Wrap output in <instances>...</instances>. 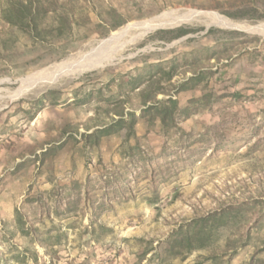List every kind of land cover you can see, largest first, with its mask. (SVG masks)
Masks as SVG:
<instances>
[{"label":"rangeland","instance_id":"obj_1","mask_svg":"<svg viewBox=\"0 0 264 264\" xmlns=\"http://www.w3.org/2000/svg\"><path fill=\"white\" fill-rule=\"evenodd\" d=\"M60 4L75 15L73 33L62 41H34L0 15V264H196L221 253L228 238L249 234V243L221 263L248 264L264 242V34L185 21L126 43L103 64L60 75L14 99L5 94L130 22L198 9L259 24L264 7L254 0ZM181 28L189 32L176 36ZM211 53L215 58L196 66L215 73L176 97L185 105L211 96L179 128L166 131L159 120L140 118L136 137L126 140L122 130L97 149L85 147L82 134L118 118L116 101H124L125 112L140 113L138 93L150 85L132 92L134 77L148 78L158 63L167 67L177 59L173 82L179 83L192 75L184 71L195 55ZM243 202L258 204L217 231L209 249L185 260L168 258L164 240L182 223ZM155 252L160 255L152 258Z\"/></svg>","mask_w":264,"mask_h":264},{"label":"trees","instance_id":"obj_2","mask_svg":"<svg viewBox=\"0 0 264 264\" xmlns=\"http://www.w3.org/2000/svg\"><path fill=\"white\" fill-rule=\"evenodd\" d=\"M254 1L256 4L260 3L264 7V0ZM60 2L61 0H0V15L9 25L17 26L21 32L34 41H62L69 38L73 33L75 15L72 10L60 8ZM212 30L210 29L209 32ZM188 32L189 30L181 28L177 31L176 36ZM222 46L223 50H227L229 44L224 43ZM214 56L215 53H211L205 57L195 55L190 63H188L189 69H185L184 71L185 74L187 70H190L192 75L185 77L179 83L173 82L174 77L178 74V67L181 64L177 59L170 61L167 67H163L161 63H158L155 65L158 71L151 73L148 78H142V75L134 77V85L130 91L133 92L136 89H140L142 85L147 83L150 85V89L141 90L138 93L142 106L140 113L137 114L136 111L125 112L124 101H116L113 111L118 118L112 117L108 122L101 124L92 132L82 134V141L85 147L97 149L104 137L122 130L126 131V140L136 137V125L140 118H145L150 123L159 120L166 131L179 128V123L182 119H187L197 112L195 105L211 95L190 99L185 105L180 104L176 95L197 88L215 73L204 66H196L203 58L209 61L215 58ZM164 81L167 86L163 85L162 82ZM159 95L165 96L159 98ZM137 148V143L129 146L130 150ZM257 204L258 202L230 204L182 223L164 240V243H166L164 252L167 253L170 259L181 258L185 260L195 251L209 249L217 243V231L228 227L243 214L244 210H248L253 207L252 205ZM100 207H102V204L99 205ZM18 214L20 213L18 212ZM250 240L249 234L228 238L225 241V248L221 253L212 252L205 255L203 260L196 262V264H202L205 260H212L215 264H221L224 257L229 256L228 258L231 259ZM263 253L264 242L255 251L248 264H264ZM159 255V252H155L152 258Z\"/></svg>","mask_w":264,"mask_h":264},{"label":"bare ground","instance_id":"obj_3","mask_svg":"<svg viewBox=\"0 0 264 264\" xmlns=\"http://www.w3.org/2000/svg\"><path fill=\"white\" fill-rule=\"evenodd\" d=\"M185 21L207 22L221 27L239 28L249 32L264 34V23L249 24L235 22L215 11L185 9L180 12H165L149 19L128 23L124 27L114 31L109 38L99 44L93 45L89 51L80 56L78 55L79 57H72L52 64L24 78L18 88L6 91L5 96L7 99H14L45 85L48 81L60 75L70 74L90 66L103 64L113 57L126 43L156 29L176 26Z\"/></svg>","mask_w":264,"mask_h":264},{"label":"water","instance_id":"obj_4","mask_svg":"<svg viewBox=\"0 0 264 264\" xmlns=\"http://www.w3.org/2000/svg\"><path fill=\"white\" fill-rule=\"evenodd\" d=\"M177 26H180V25H176V26H172V27H167V28H175V27H177ZM211 26H208V27H206V29H205V32H207L208 30H209V28H210ZM159 29H165V28H159ZM159 29H156V30H159ZM155 30V31H156ZM204 32V33H205ZM151 32H149V33H147L145 36H147V35H149ZM145 36H144V38H145Z\"/></svg>","mask_w":264,"mask_h":264}]
</instances>
